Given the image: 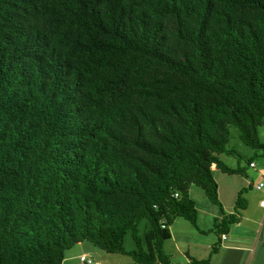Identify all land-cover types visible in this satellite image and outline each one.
<instances>
[{
    "label": "trees",
    "instance_id": "16d2710c",
    "mask_svg": "<svg viewBox=\"0 0 264 264\" xmlns=\"http://www.w3.org/2000/svg\"><path fill=\"white\" fill-rule=\"evenodd\" d=\"M263 124L264 0H0V264L84 241L171 264L175 219L199 229L192 185L218 236L240 220L245 189L226 215L213 165L247 175L222 158L230 125L260 149Z\"/></svg>",
    "mask_w": 264,
    "mask_h": 264
},
{
    "label": "crops",
    "instance_id": "0c3cea01",
    "mask_svg": "<svg viewBox=\"0 0 264 264\" xmlns=\"http://www.w3.org/2000/svg\"><path fill=\"white\" fill-rule=\"evenodd\" d=\"M249 167L252 169V173L248 172V175H233L235 177L232 178L221 175V184L216 176L217 168L213 165L214 177L218 182L219 199L226 215L236 211L239 192L245 189L242 194L245 208L240 209V220L230 227L228 233L223 234L225 238L218 236L211 230L215 220L224 215L221 208L217 205L216 207L210 205L206 199V194L204 195L200 191L197 193H194L193 190L190 191L196 205L199 203L196 197L202 198L200 203L203 209H197L198 230L207 237L199 240L201 244L196 241L187 251L177 249L173 256L182 257V260L173 261V259L168 258L169 262L185 263L188 258L194 257L197 259L209 258L210 264H264V206L261 205V201L264 200V192L256 188V185L264 180V164ZM254 177H259V179L255 182ZM208 215H211L210 222H207ZM201 218L202 221H200ZM77 245L80 247L76 251H66L63 264H80L78 259L82 261V255L92 253L104 257L97 251L98 247L85 245L83 242ZM215 246L217 249L213 252L212 249ZM96 264L104 263L97 262Z\"/></svg>",
    "mask_w": 264,
    "mask_h": 264
},
{
    "label": "rangeland",
    "instance_id": "374dc122",
    "mask_svg": "<svg viewBox=\"0 0 264 264\" xmlns=\"http://www.w3.org/2000/svg\"><path fill=\"white\" fill-rule=\"evenodd\" d=\"M230 131H231V139L230 142L228 143V148L233 150V154L231 155H222L223 160L226 162L231 167H237L241 166L244 167L248 172L252 173V169L249 167V161L254 160L257 166L263 165L264 164V148L260 149H255L252 148L248 145H246L242 138H241V132L240 130L234 126L230 125ZM259 138L260 141L264 144V124L259 127ZM223 175L225 177H235L233 175L227 174L222 172L221 170L217 169L216 170V176L219 178V181L222 184V180L220 179V176ZM241 174L240 176H242ZM246 177V176H245ZM248 178V177H247ZM259 179V177H254L253 180L256 182ZM250 189V188H248ZM194 193H197V191H200L205 195V191L201 189L200 187H197L196 185H192L190 191ZM191 194V192H190ZM207 197V196H206ZM198 200V205H196L197 209L199 208L200 210L203 209L202 204L200 203V200L202 198L196 197ZM207 201L209 202L210 205H213L216 207V204L211 202L208 197L206 198ZM203 218V217H202ZM202 218L200 221H202ZM205 218V216H204ZM206 219V218H205ZM211 219V215L207 216V222H210L209 220ZM147 224L145 219H142L139 223L138 226V233L142 235L146 231L145 225ZM199 224V223H198ZM172 236L171 238L165 240L164 245H163V250L165 252V255L167 258L173 259V261H179L180 259L182 260V257L179 256H173L174 252H176L177 249L180 250H185L187 251L190 246H192L196 241L202 240L204 237H207L205 234H201V232L198 230V228L195 227L193 223L190 221L177 217L173 224L170 227ZM208 239V238H207ZM209 240V239H208ZM207 240V241H208ZM85 245H89L94 247V245L89 242V241H84L83 242ZM80 247L79 245L75 244L71 248H69L67 251H76ZM124 248L126 251H132L136 250L138 248V244L136 240L134 239L133 232L130 230L125 236L124 239ZM98 252L104 255V257L98 256L96 254H89L87 255L89 259L93 260L94 264L97 262H103L104 264H136L135 260L133 257L129 254H124V253H107L100 248H97ZM200 252V251H199ZM177 255V254H176ZM80 264H87L86 262L80 261L78 259ZM154 264H165L164 262H156Z\"/></svg>",
    "mask_w": 264,
    "mask_h": 264
},
{
    "label": "built area",
    "instance_id": "2783aa9c",
    "mask_svg": "<svg viewBox=\"0 0 264 264\" xmlns=\"http://www.w3.org/2000/svg\"><path fill=\"white\" fill-rule=\"evenodd\" d=\"M250 166L251 167H256V163L255 162H251L250 163ZM256 188L260 191H263L264 192V180H261L257 185H256ZM261 205L264 206V200L261 201ZM223 238H225V235H222ZM81 260L83 262H86L88 264H92L93 263V260L89 259L87 255H82L81 256ZM171 264H191L190 261L187 260V262L185 263H173L171 262Z\"/></svg>",
    "mask_w": 264,
    "mask_h": 264
},
{
    "label": "clouds",
    "instance_id": "9594fccd",
    "mask_svg": "<svg viewBox=\"0 0 264 264\" xmlns=\"http://www.w3.org/2000/svg\"><path fill=\"white\" fill-rule=\"evenodd\" d=\"M250 166V165H249ZM187 262V261H186Z\"/></svg>",
    "mask_w": 264,
    "mask_h": 264
}]
</instances>
